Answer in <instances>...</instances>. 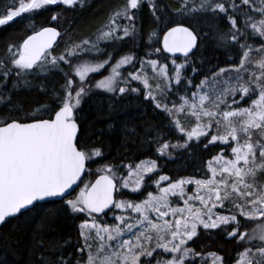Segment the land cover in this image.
Masks as SVG:
<instances>
[{"label":"snow or ice","instance_id":"obj_1","mask_svg":"<svg viewBox=\"0 0 264 264\" xmlns=\"http://www.w3.org/2000/svg\"><path fill=\"white\" fill-rule=\"evenodd\" d=\"M56 5L84 3L6 0L0 27ZM28 27L0 52V230L28 240L3 237L0 264H234L205 251L225 242L243 250L237 264H264V0H124L94 39L62 49L56 27ZM209 43L224 66H206ZM21 89L46 99L13 101ZM133 99L154 116L117 120ZM148 149L156 158L136 163ZM205 150L202 178L158 171ZM64 218L75 235L58 231Z\"/></svg>","mask_w":264,"mask_h":264},{"label":"trees","instance_id":"obj_2","mask_svg":"<svg viewBox=\"0 0 264 264\" xmlns=\"http://www.w3.org/2000/svg\"><path fill=\"white\" fill-rule=\"evenodd\" d=\"M1 2L2 0H0V3ZM166 2L172 7L175 6V0H166ZM83 3V7L78 6L76 8H67V6L64 5L49 6L48 10H41L31 19H28L27 14H25L24 19L18 18L13 25L9 27V29H5L0 32V46L4 44L6 39L13 34H15L17 40H21L27 34L31 33V28L28 26L33 24L36 29L47 26H55L61 32V36L58 41L60 49H62L65 44L79 42L80 38H92V36L97 34V30L107 23L109 14L118 5H122L124 0H83ZM52 15H57L58 20L52 21ZM144 19L145 27H147V13H145ZM60 49H58V51ZM204 56L207 58L206 66L211 64L224 66L226 63L225 54L222 51L215 49L211 43H209L207 49L205 50ZM56 79H59V77ZM49 86L51 87V84ZM45 99L46 97L36 89H21L18 92L12 93V100L22 103L25 106L38 104ZM103 99L104 94H101L85 103L83 106L84 119H95L94 109ZM104 107L105 109L107 108L106 101L104 102ZM118 107L120 110L115 114V118L117 120H131L135 123H140L141 119L144 117L151 119L154 116L152 109L145 101L133 99L130 103L125 102L123 105ZM1 111H3L2 114L6 116L7 107H3ZM101 123H107V121H102ZM155 158L153 150L148 149L145 150L142 155H139V159L136 160V163H139L141 160H152ZM210 158L211 154H209L207 150L203 153L199 151L197 152L195 163L191 162V160L184 162L179 157L174 160H167L162 157L157 160L158 171L162 174L169 175L173 179L183 176L202 178L200 166L202 163L206 164L207 159ZM151 175H155V173H152ZM141 191H143V189H141ZM125 193L126 195L123 197L124 199L131 200L139 198V193H131L130 191H125ZM77 223V221H74L71 218H64L60 221L58 231L61 235H75ZM254 226L255 223H250V227ZM49 235H51V233ZM5 236L11 237L21 244L28 240V233L22 227L19 229L13 225L3 227L2 230H0V258L8 255L3 242V237ZM201 246L202 245L197 246V250H200ZM205 251H219L221 255L233 259L234 262L238 256L237 253L243 250L237 249L235 245L225 242L220 244H209Z\"/></svg>","mask_w":264,"mask_h":264},{"label":"flooded vegetation","instance_id":"obj_3","mask_svg":"<svg viewBox=\"0 0 264 264\" xmlns=\"http://www.w3.org/2000/svg\"><path fill=\"white\" fill-rule=\"evenodd\" d=\"M4 3H6V0H2V2L0 3V6H2ZM18 19V18H17ZM15 22V21H14ZM14 22H12V23H10L8 26H5V27H0V32L2 31V30H5V29H9V27L11 26V25H13V23ZM28 35V34H27ZM26 35V36H27ZM25 36V37H26ZM25 37L24 38H22L21 40H17V38H16V36H15V34H13L12 36H9L7 39H6V41L4 42V44H2L1 46H0V52H2V50H3V48L6 46V45H8V44H18V43H21L22 41H23V39H25ZM11 87H12V83H11V80H9V82H8V84L7 85H5V86H3V91H8L9 89H11ZM5 107V106H4ZM3 109V107H0V115H4V114H2V112L3 111H1Z\"/></svg>","mask_w":264,"mask_h":264},{"label":"rangeland","instance_id":"obj_4","mask_svg":"<svg viewBox=\"0 0 264 264\" xmlns=\"http://www.w3.org/2000/svg\"><path fill=\"white\" fill-rule=\"evenodd\" d=\"M95 35H96V34H95ZM95 35L92 36L93 39L95 38ZM102 46H104V45L102 44L101 47H102ZM150 82H151V81H150ZM245 106H247V105H245ZM149 161H151V160H144L145 163H147V162H149ZM164 183L166 184V182H164ZM153 187H155V186L153 185ZM188 187H189V188H194V185H189ZM124 191H129V190L125 189ZM172 199L175 200L176 198L173 197ZM180 206H181V207L183 206L182 201L180 202ZM216 211H220V212H222V213H224V214H227L226 210H224V209H217ZM236 259H237V260L234 262V264H237V262H238L240 259H243V257L237 256Z\"/></svg>","mask_w":264,"mask_h":264},{"label":"water","instance_id":"obj_5","mask_svg":"<svg viewBox=\"0 0 264 264\" xmlns=\"http://www.w3.org/2000/svg\"><path fill=\"white\" fill-rule=\"evenodd\" d=\"M47 27H54V26H47ZM57 30H58V29H57ZM58 31H59V30H58ZM59 38H60V37L57 38V42H58ZM177 55L179 56L180 54H177Z\"/></svg>","mask_w":264,"mask_h":264}]
</instances>
